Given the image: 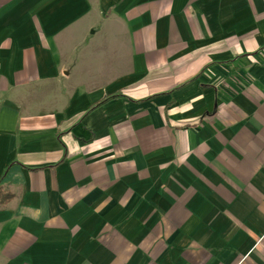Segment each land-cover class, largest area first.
<instances>
[{
	"label": "crops",
	"instance_id": "crops-1",
	"mask_svg": "<svg viewBox=\"0 0 264 264\" xmlns=\"http://www.w3.org/2000/svg\"><path fill=\"white\" fill-rule=\"evenodd\" d=\"M0 264H264V0H0Z\"/></svg>",
	"mask_w": 264,
	"mask_h": 264
},
{
	"label": "trees",
	"instance_id": "trees-1",
	"mask_svg": "<svg viewBox=\"0 0 264 264\" xmlns=\"http://www.w3.org/2000/svg\"><path fill=\"white\" fill-rule=\"evenodd\" d=\"M3 195H4V193L1 191L0 192V201H2L4 199Z\"/></svg>",
	"mask_w": 264,
	"mask_h": 264
}]
</instances>
